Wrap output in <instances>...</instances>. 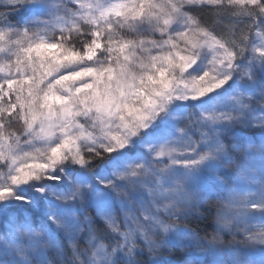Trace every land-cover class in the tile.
Segmentation results:
<instances>
[{
	"label": "snow or ice",
	"instance_id": "obj_1",
	"mask_svg": "<svg viewBox=\"0 0 264 264\" xmlns=\"http://www.w3.org/2000/svg\"><path fill=\"white\" fill-rule=\"evenodd\" d=\"M0 264H264V0H0Z\"/></svg>",
	"mask_w": 264,
	"mask_h": 264
}]
</instances>
